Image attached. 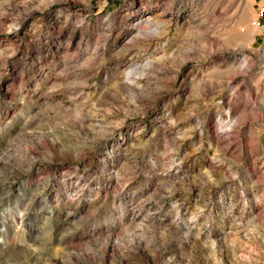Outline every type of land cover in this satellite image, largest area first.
Returning <instances> with one entry per match:
<instances>
[{
    "label": "rangeland",
    "instance_id": "1",
    "mask_svg": "<svg viewBox=\"0 0 264 264\" xmlns=\"http://www.w3.org/2000/svg\"><path fill=\"white\" fill-rule=\"evenodd\" d=\"M0 264H264V0H0Z\"/></svg>",
    "mask_w": 264,
    "mask_h": 264
}]
</instances>
